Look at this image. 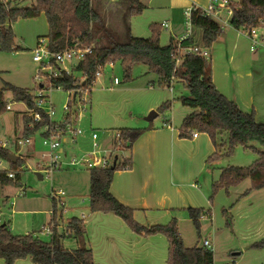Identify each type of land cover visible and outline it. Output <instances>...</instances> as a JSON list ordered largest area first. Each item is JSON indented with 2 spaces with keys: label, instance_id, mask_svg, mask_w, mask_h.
<instances>
[{
  "label": "rangeland",
  "instance_id": "rangeland-1",
  "mask_svg": "<svg viewBox=\"0 0 264 264\" xmlns=\"http://www.w3.org/2000/svg\"><path fill=\"white\" fill-rule=\"evenodd\" d=\"M99 1L92 0V3L95 11L101 14L107 6L102 10ZM107 1L109 3L112 0ZM115 1L120 4L123 1L122 4H125L120 10L116 8L118 15H110V25L115 26L113 31L118 34L119 42L125 41L128 34L150 37L151 26L154 25L158 28L160 44L165 45L175 33L180 36L185 30L184 11L187 7L183 10L173 8L170 0H142L144 9L129 20L126 17L127 0ZM35 3L36 0H19L18 6L29 7ZM119 21L123 22L122 27ZM164 22L168 23V28L161 26ZM221 29L219 38L225 37L230 46L231 42H235V37H231L237 32L229 26H221ZM12 30L13 49H0V88L10 83L33 93L35 73L39 65L32 60L31 50L38 39L48 33L46 17L41 13L35 18H19L12 24ZM258 32L264 35V26L258 27ZM107 33V36H112L110 31ZM240 34L245 37L242 32ZM193 40L194 43L203 44L202 30L199 27L193 26ZM215 45L216 43H213L209 48L207 58L211 69L213 59H210V52ZM240 47L242 56L252 53L249 46ZM71 64L65 65L70 74L81 78L82 73L74 68L77 60H73ZM261 73L264 72L257 74L259 83L264 80L259 77ZM114 78L117 79L116 84L112 82ZM180 96H189V90L180 80L174 79L170 84L159 83L157 74L149 71L144 64H133L129 78H125L120 61H115L112 66L106 64L102 75L90 86V91L82 93L81 100L77 99L73 105L80 115L77 127L83 133L78 137L76 144H71L68 140L63 142L60 148L61 160H68L72 154L81 155L91 151V134L96 132L98 142L105 144L107 148L112 147L113 154H118L117 161L120 162L122 157L130 156L131 148L124 151L115 149V144L119 142V130L162 128L166 126L165 123L173 127V130H178L184 116L193 111L191 107L182 104ZM66 98L67 93L62 89H54L51 92V100L56 110L54 117L57 119L61 117ZM82 99L89 102H83ZM4 100L11 104V109H4L0 113V146L5 147L8 154L17 155L16 161L22 163L16 167L19 172L16 183L0 182V224H8L12 233H31L48 242L51 235L46 234L43 227L51 224L54 210L53 223L56 224L58 233L66 230L71 218L83 220V241L95 251L96 264H167L168 240L163 233L138 234L122 218L111 212L91 211L89 169L85 166L65 164L52 169L49 175L45 173L43 168L48 162L46 154L49 149L42 143L41 130L26 132L23 116L18 112L25 109L26 105L24 102L14 101L11 91H4ZM165 103H168V107L163 106ZM152 110L157 112V116L152 121H147L146 116ZM256 120L264 123V107L257 113ZM25 137L32 138L33 144L15 145V140ZM200 137H206V134H201ZM218 139H222L223 144L217 158L206 162L200 172L199 167L197 169L187 159L175 156L172 161L169 160L166 150L162 147L157 149L150 156L149 165L152 169L156 168L157 172L165 169L170 174V190L178 189L180 198L186 201L161 210L136 211L133 218L146 227L167 225L175 218L185 246L203 245L206 238L211 242L213 264H264V188L251 189L249 177L227 187L220 185L219 181L222 168L251 165L258 157V149L264 151V144L252 142L254 149L236 144L228 152L227 136L222 134ZM219 143L220 141H217V144ZM0 161V170H13L7 156L0 155ZM38 174L42 176L41 179ZM53 190H62L65 193L61 199L62 204L52 199ZM188 207L203 208L205 211L202 214L204 217L199 218L198 231L189 217ZM77 243L71 236H65L63 239V245L68 249H73V245ZM236 252L239 254H235ZM24 259H19L20 263H27L23 262L28 261Z\"/></svg>",
  "mask_w": 264,
  "mask_h": 264
},
{
  "label": "trees",
  "instance_id": "trees-1",
  "mask_svg": "<svg viewBox=\"0 0 264 264\" xmlns=\"http://www.w3.org/2000/svg\"><path fill=\"white\" fill-rule=\"evenodd\" d=\"M19 0H0V49L12 50L14 33L12 24L19 18H35L43 13L48 24L49 48L53 51L62 50L78 43L81 47H90V52L74 66L82 73V78L63 74L54 79V86H60L64 91H76L82 87H90L95 80V73L100 66L108 62L120 61L125 78L130 77L133 64L141 63L158 76L159 83L170 84L172 80H180L189 90V96H180L183 105L191 107L192 112L184 116L179 137H190L192 131L208 134L215 151L207 162L215 160L221 149L223 140L219 136L225 134L229 151L236 144L254 149L252 142L264 144V123L255 118L253 110L245 111L232 99L222 94L214 85L211 77L210 63L207 58L196 54H184L176 65L177 39L170 38L168 44H160L158 28L151 26L150 37L129 36L119 42L114 33V25H106L105 11L99 14L95 11L92 0H36L29 7H19ZM123 2V1H122ZM118 2L115 8L122 9L124 5ZM99 6L103 10L102 1ZM127 18L140 13L144 9L142 0H127ZM117 13L119 14V11ZM121 17V16H120ZM191 24L203 32V47L211 48L221 32V26L211 17L203 15L200 10H193ZM121 20H124V18ZM123 23V22H122ZM122 23L119 21L120 27ZM231 26L237 30L248 31L252 27L264 26V0H238L230 19ZM124 26V25H123ZM128 29V23L125 24ZM108 31L112 33L109 37ZM191 43V38L183 42V46ZM210 51V50H209ZM11 91L14 101L24 102L28 109L34 108L33 94L25 88L6 83L0 88V113L7 109L4 91ZM168 107V103L163 104ZM66 122H75L77 112L71 105ZM32 116H24L25 130L35 132L48 122V117L41 112V120L35 128L26 126ZM148 128V127H146ZM146 128H121L119 144L120 151L131 148L134 141ZM217 141H220L217 144ZM0 155L8 156V150L0 146ZM117 158H118V154ZM21 161L11 163L14 177H8L5 170L0 171L2 184L16 183L19 179L17 166ZM131 168L130 157H122L116 161L114 168L89 169V199L92 212H111L122 218L130 228L138 234L163 233L168 240L167 264H213L212 248L204 245L187 247L184 245L175 218L167 225H152L146 227L133 218L134 209L119 201L110 191V185L116 170ZM251 179V189L264 188V151L258 149L257 159L247 167L227 166L221 169L220 185L230 186L244 178ZM216 186V184H214ZM248 191H246L247 193ZM189 217L196 230H199V218L205 212L203 208L188 207ZM55 211L51 222L55 219ZM50 222V223H51ZM48 242L40 240L31 233H12L8 224H0V258L4 264H14L16 260L30 258L35 264H94L93 252L84 241V222L73 217L68 221L63 233L52 228ZM71 236L79 243L73 249L65 248L63 239Z\"/></svg>",
  "mask_w": 264,
  "mask_h": 264
},
{
  "label": "crops",
  "instance_id": "crops-1",
  "mask_svg": "<svg viewBox=\"0 0 264 264\" xmlns=\"http://www.w3.org/2000/svg\"><path fill=\"white\" fill-rule=\"evenodd\" d=\"M101 1L103 8L107 6L105 9L106 25H110V15L112 13L118 15L115 4L119 1L112 0L109 3H107V0ZM170 3L173 8L183 10L185 7L188 8L190 3L204 5L206 0H190V2L188 0H170ZM185 3H187L186 6ZM164 23L167 24V27L164 26ZM164 23L161 26L168 28V23ZM229 27L237 32V34L235 33L231 37H235V42L233 44L231 42L229 46L225 37H221L215 42L216 45L210 52V59H213V68L211 69L212 81L222 94L235 101L241 109L245 111L253 110L256 118L257 113L264 107V80L259 83L260 80H258L257 76L260 71L264 72V47L251 49L250 40L246 36L243 37L239 30L232 26ZM190 30L191 43H194L193 25ZM172 37L177 39L178 34L175 33ZM231 38L228 39L230 40ZM194 44L203 46V44ZM240 46L245 48L249 46L252 53H247V55L242 56L240 54ZM259 77L263 79L264 73H261ZM112 82L114 83V80ZM30 93L32 94V92ZM30 111L26 107L18 112L22 114V119H24V116H29ZM165 125L162 128H146L131 146L129 156L131 159V168L114 172L110 191L123 204L133 208L134 214L136 211L147 212L161 210L177 203L183 204L186 201L184 198H180L178 189L174 191L170 190V174L165 169L157 172L156 168L153 167L152 169L149 165V158L157 149L162 147L166 150L169 155V160L174 161L175 156L177 158L187 159L197 169L199 167V172L205 166L208 157L215 150L208 134L205 133L206 137H200L204 132L198 131V136L195 138H192L191 135L189 138H182L179 137V129L173 130V127L169 126V124ZM27 127L31 126L28 125ZM160 155L162 156V153ZM192 186L195 187L196 185L192 184ZM78 246L79 243L73 245L74 248ZM92 251L93 261L96 264V253L93 249ZM24 260H28L23 261L27 263H20V260H16L14 264H31L30 262H32L30 258ZM0 264H4V260L1 258Z\"/></svg>",
  "mask_w": 264,
  "mask_h": 264
},
{
  "label": "built area",
  "instance_id": "built-area-1",
  "mask_svg": "<svg viewBox=\"0 0 264 264\" xmlns=\"http://www.w3.org/2000/svg\"><path fill=\"white\" fill-rule=\"evenodd\" d=\"M238 0H206L204 5H198L193 3L184 11V32L177 37V49H176V65L181 61V57L184 54H196L204 58H208L209 50L203 46H198L194 43H189L183 46V42L188 38H191V14L193 10H200L203 15L209 16L214 19L220 26H231L230 19L233 15V9ZM167 27V24L164 23ZM250 40L251 49L256 47H264V35L259 34L258 27H252L248 31L244 32L239 30ZM90 52V47H81L78 43L73 44L70 47H66L62 50L53 51L49 48L48 38L40 37L31 50L32 60L39 66L35 73V88L33 94L34 108L31 109L29 115L32 116L31 122L28 123L31 127L28 129L35 128V124L41 120V112L48 117V122L40 126L37 130H41V137L43 145L47 146L49 151L46 154L48 156V162L43 168L45 173L49 175L52 169L61 167L62 165L68 164L70 166H85L87 169H102L111 167L113 162L117 161V155L113 154L112 147L107 148L105 144L98 142V136L96 132L91 134L92 138V150L85 152L81 155L72 154L68 160L63 161L60 158V151L63 142L68 140L71 144H76L78 137L82 135V130L77 127L80 115L77 114L75 122H66V118L71 110V105H75L77 99L81 100L82 93L90 91V87H82L74 91H66L67 99L66 103L62 106V114L59 119L55 118V105L51 100V92L54 89H62L60 86H54V79L62 76L63 74H70V70L65 66L66 64L72 65L73 60L80 62L86 53ZM110 66L113 62H108ZM105 65L100 66L95 73V80L101 75L102 69ZM82 78V77H81ZM92 82V84L95 82ZM114 83H117V79L114 78ZM91 84V85H92ZM83 102L87 103L89 100L82 99ZM86 104V103H85ZM7 109L11 108V104L7 103ZM167 124V123H165ZM27 125V126H28ZM36 130V131H37ZM198 136V131H192L191 137L195 138ZM15 145H31L33 139L25 137L24 139H18L14 141ZM119 144V142H118ZM5 146V143H4ZM115 149H118L115 147ZM1 165V161H0ZM2 171V170H1ZM8 177L13 178L14 172L7 171ZM62 190H53L52 199L61 202L62 196H64ZM62 204V202H61ZM84 213H82V217ZM201 217H204L202 215ZM54 223L51 222L47 227H43L46 234H52V228ZM203 245L207 248H212L211 242L206 238L203 240Z\"/></svg>",
  "mask_w": 264,
  "mask_h": 264
},
{
  "label": "water",
  "instance_id": "water-1",
  "mask_svg": "<svg viewBox=\"0 0 264 264\" xmlns=\"http://www.w3.org/2000/svg\"><path fill=\"white\" fill-rule=\"evenodd\" d=\"M157 116V112L155 110H152L150 111V113L146 116V120L147 121H152L155 117ZM7 158L9 159V161L11 163H14L16 162L17 160V155L15 154H8ZM114 164H115V161L113 163V165L111 166V168L113 169L114 168ZM38 177L41 179L42 176L40 174H38ZM235 254H239L238 252H236Z\"/></svg>",
  "mask_w": 264,
  "mask_h": 264
},
{
  "label": "clouds",
  "instance_id": "clouds-1",
  "mask_svg": "<svg viewBox=\"0 0 264 264\" xmlns=\"http://www.w3.org/2000/svg\"><path fill=\"white\" fill-rule=\"evenodd\" d=\"M1 171V170H0Z\"/></svg>",
  "mask_w": 264,
  "mask_h": 264
}]
</instances>
